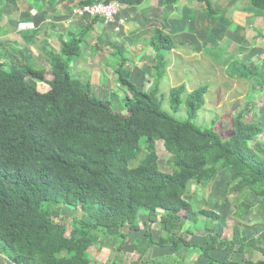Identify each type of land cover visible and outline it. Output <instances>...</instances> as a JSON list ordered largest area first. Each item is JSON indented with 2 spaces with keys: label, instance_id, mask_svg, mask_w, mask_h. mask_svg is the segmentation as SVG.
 <instances>
[{
  "label": "trees",
  "instance_id": "obj_1",
  "mask_svg": "<svg viewBox=\"0 0 264 264\" xmlns=\"http://www.w3.org/2000/svg\"><path fill=\"white\" fill-rule=\"evenodd\" d=\"M199 1L210 14L216 13L213 0ZM248 3L251 10L264 14V0ZM84 38L64 41L59 54H50L51 80L44 67L0 63V253L15 264H91L89 249L100 239L97 232L125 235L126 224L137 230L141 215L155 221L162 212L160 220L170 232L188 224L183 237L175 236L174 249L180 243L196 247L190 236L199 217L220 216L204 208V201L195 208L185 196L193 181L210 182L222 170L230 171L232 190L256 192L264 208V144L257 146L264 124L258 122L250 102L234 116L228 140L195 123L206 104L207 85L191 92L185 84L171 89L176 111L187 94L189 119H178L164 109L160 91L167 73L164 52L175 42L158 30L152 39L159 52L156 83L139 88L125 68L124 56L116 72L129 91L127 114L117 112L110 100L93 93L90 80L71 72ZM44 81L50 89L42 92L38 83ZM158 140L171 154L172 172L160 166ZM64 206L80 209L83 216L57 221ZM213 247L227 245L211 241L202 247L215 264H264V260L220 262L210 255ZM234 247L235 243L230 249Z\"/></svg>",
  "mask_w": 264,
  "mask_h": 264
},
{
  "label": "crops",
  "instance_id": "obj_2",
  "mask_svg": "<svg viewBox=\"0 0 264 264\" xmlns=\"http://www.w3.org/2000/svg\"><path fill=\"white\" fill-rule=\"evenodd\" d=\"M81 1L85 0H0V63L11 64L15 61L34 67L49 65L51 69V53L59 54L62 43L68 42L69 38L85 36L82 54L71 64V72L82 75L90 67L95 76L99 71L97 61H107L121 54L124 57L126 52L128 61L133 59L134 62L126 64L125 68L131 71V80L138 87L141 82L139 88L142 89L147 87L149 76L154 78L159 52L152 46V39L161 30L180 41L179 45L174 44V48L167 50L171 55L170 63L165 60L167 73L171 72L172 60L174 62L177 55L193 60L209 45L218 46L222 42L228 47L234 44L233 49H250L253 56L260 57V65L264 64L263 34L254 29L252 20H244V25H241L238 16L232 22L227 17L216 15L213 16L212 33L209 34L208 25L206 28L204 25L207 20L203 10L205 4L199 0H176L173 3L167 0H139L133 4L120 0L122 9L115 23H107L100 17L74 16L71 9ZM247 2L217 0L215 7L226 14L235 12L238 15ZM179 11L181 16L178 15ZM120 19L124 23H120ZM147 46L151 50L149 53ZM121 48H125L124 53L120 51ZM85 62L87 66L83 67ZM118 65L106 66V78L109 77V70L117 74ZM97 75H103L102 71ZM91 82L94 83L92 79ZM253 85L252 81V98L246 94L244 97L247 96L246 103L252 104L253 111L258 112V122L264 124V87L261 88V84ZM254 95H257L255 99ZM261 144H264V135L257 146ZM230 178V171L222 170L210 182L197 184L193 181L189 187L190 192L185 198L195 208L202 207L204 201V208L208 206L220 216L219 219L204 216V222L199 221L203 225L198 226L190 236L191 243L196 247L180 243L174 249L175 236L183 237L186 234L187 222L183 229L177 227L170 232L160 220L163 212L155 221L141 215L139 229L126 224L124 232L129 238L122 243L119 240L125 264H215L202 251V247L211 241L227 245L226 248L213 247L209 250L210 255L220 262L229 259L237 263L264 260V208L261 206V196L253 191L243 193L232 190L233 187H229ZM233 243L235 247L231 250ZM118 261L124 264L119 257Z\"/></svg>",
  "mask_w": 264,
  "mask_h": 264
},
{
  "label": "rangeland",
  "instance_id": "obj_3",
  "mask_svg": "<svg viewBox=\"0 0 264 264\" xmlns=\"http://www.w3.org/2000/svg\"><path fill=\"white\" fill-rule=\"evenodd\" d=\"M216 1L217 0H213L214 7ZM241 8H243V11H240L239 14L237 13L238 15H235V12H229L228 14H226L224 11H218L216 7V13L210 14L204 6L203 10L207 15V20H205L204 25L205 28L208 25L209 34L212 33L213 16L218 15L219 17H227L228 21L232 22L234 21V18L236 19V16H238L237 19L241 25H244V20H252V25H255L254 29L262 32V38L264 39V14L251 10V6L248 2ZM258 13L260 15H257ZM245 14L247 15V18ZM178 15L181 16L180 11L178 12ZM254 18H256V20ZM174 42L176 45H179L178 43L180 41L178 38H175ZM233 47L234 44L231 47H228L227 45H224L223 42L218 46L209 45L205 49L203 48L204 50L202 53L196 54L193 60H190L189 58H182L184 57L182 55H177V59L174 60V62L172 60L173 68L171 69V72H168L166 76L161 78L160 82V91L164 109L181 120L189 119V110L186 104L187 94L183 96V103L180 109L176 111L173 109L171 104V89L173 87L185 84L187 87V91L191 92L192 90L197 89L200 86L207 85L209 87V91L206 94V104L202 108V110H200L198 117L195 119V123L201 125L204 128H213L227 140L230 139L233 134L234 116L245 107V105L247 104L246 100L248 98H252L253 96L254 90L250 92L251 82H254L253 86H255L256 84H261V88L264 87V64L260 65V63L262 62L260 60V57L253 56L250 49L243 51L240 49H233ZM149 52H151V50L147 46V53ZM125 54L128 55V53L126 52ZM164 55L166 56V60L168 61V63H170L169 58L171 57V55L169 54V52L165 51ZM121 57H123L122 54L116 57L109 58L107 61H97L99 71H102L103 73V75L101 76L97 75L99 71L94 76L90 67L82 72V75L74 72L72 73L74 77L80 78L82 80L91 81L92 79V81L94 82H91L93 93L97 97L110 100L113 110L117 112H123V114H127L125 101L127 94L129 93L128 88L127 86L121 84L118 74H112L110 70L108 71L109 77L106 78L107 71L105 70L106 66L108 65H112V67H115L117 64H120V61L122 59ZM76 61L77 60H75L72 65ZM132 62H134L133 59L129 61L127 60V64ZM86 63L87 62L83 64V67L87 66ZM247 66L249 67L247 68ZM225 67L226 70H224ZM44 68L46 70L48 69L47 79L51 80L53 78L52 69H49V65H45ZM251 71L254 73V75H251ZM155 83L156 81L154 80V78L149 76L146 82L147 87L145 88L149 89V87L153 86ZM138 85L139 87H141V82L138 83ZM38 88L40 91L45 92L50 89V84L47 81L39 82ZM245 94L247 96L250 95L251 97H244ZM255 96L257 95H254V99ZM258 96H260V93H258ZM246 115L250 116L251 114L249 111H247ZM216 118L217 120H215ZM143 145L144 140L142 141V146ZM157 149L161 168L164 171L172 172V166L170 163L171 154L166 150L164 142L162 140L157 141ZM141 154L142 156H144L145 151H143V153ZM206 208L209 207L206 206ZM73 216L82 217L83 213L80 209L64 206L61 211V216L57 218V221L67 222L70 221ZM199 218L200 222H204V216H200ZM191 225L192 223H190V226ZM201 225L203 224L198 223V225L193 226L194 230L196 227ZM97 234L100 236L99 241L89 249V256L92 259L91 264H121L118 261V257L125 264L126 260L123 256V253L121 254V243L127 240L129 238V235L126 233L125 235H121L120 231L119 235L111 233L105 234V232L102 231L97 232ZM119 240L121 241V243H119ZM0 262L5 264H15L2 253H0Z\"/></svg>",
  "mask_w": 264,
  "mask_h": 264
},
{
  "label": "built area",
  "instance_id": "obj_4",
  "mask_svg": "<svg viewBox=\"0 0 264 264\" xmlns=\"http://www.w3.org/2000/svg\"><path fill=\"white\" fill-rule=\"evenodd\" d=\"M120 7L116 2H111L108 4H96L88 5L82 8L76 9L74 12L79 15L91 14V15H101L106 18V20H113L118 14Z\"/></svg>",
  "mask_w": 264,
  "mask_h": 264
},
{
  "label": "bare ground",
  "instance_id": "obj_5",
  "mask_svg": "<svg viewBox=\"0 0 264 264\" xmlns=\"http://www.w3.org/2000/svg\"><path fill=\"white\" fill-rule=\"evenodd\" d=\"M119 4V11H118V14L115 16V18L113 20H106V18L104 16H101V15H91V14H85V15H79V14H76L74 11L76 9H79V8H82L84 6H88V5H96V4H101V3H94V4H88V3H85V4H79V5H76L74 6L72 9H71V13L74 15V16H80V17H101L105 22L107 23H115L117 21V18H119V14L121 13V9H122V3L121 1H118L116 2ZM105 4V3H104ZM120 23H124V21L122 19L119 20Z\"/></svg>",
  "mask_w": 264,
  "mask_h": 264
}]
</instances>
